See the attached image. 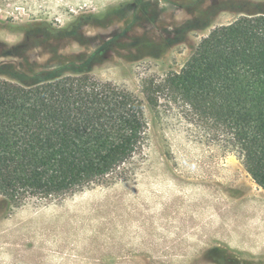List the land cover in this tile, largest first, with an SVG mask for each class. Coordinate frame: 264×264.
I'll return each instance as SVG.
<instances>
[{
    "label": "rangeland",
    "instance_id": "obj_1",
    "mask_svg": "<svg viewBox=\"0 0 264 264\" xmlns=\"http://www.w3.org/2000/svg\"><path fill=\"white\" fill-rule=\"evenodd\" d=\"M260 18L264 0H0V82L87 76L146 121L133 156L90 184L0 197V264H264V189L167 83L215 31Z\"/></svg>",
    "mask_w": 264,
    "mask_h": 264
},
{
    "label": "trees",
    "instance_id": "obj_2",
    "mask_svg": "<svg viewBox=\"0 0 264 264\" xmlns=\"http://www.w3.org/2000/svg\"><path fill=\"white\" fill-rule=\"evenodd\" d=\"M88 79L31 89L0 82V197H57L136 152L146 125L142 101ZM167 83L192 115L228 132L264 189V18L215 31Z\"/></svg>",
    "mask_w": 264,
    "mask_h": 264
}]
</instances>
